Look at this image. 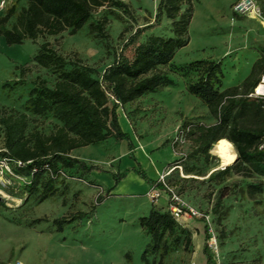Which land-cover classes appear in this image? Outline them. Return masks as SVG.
<instances>
[{
  "label": "rangeland",
  "instance_id": "rangeland-1",
  "mask_svg": "<svg viewBox=\"0 0 264 264\" xmlns=\"http://www.w3.org/2000/svg\"><path fill=\"white\" fill-rule=\"evenodd\" d=\"M122 1L126 7L105 3L95 9L75 34L67 30L13 45L0 36V117L25 113L27 139L35 132L49 135L61 125L51 112L28 109L36 84L52 87L58 80L53 67L35 60L45 42L71 63L91 66L97 75L118 58L133 59L151 36L173 35L179 17L158 21L160 0ZM245 1L192 0L190 41L171 63L159 67L165 82L117 109L130 139L112 136L71 151L88 166L97 165L93 170L102 177L111 175L112 185L76 165L63 167L64 173L54 179H24L10 189L15 199L9 204L0 200V264H208L202 252L205 226L220 244L212 255L214 264H264V193L250 192L264 177L242 173L238 159L223 171L221 140L208 150L209 136L202 128L218 119L189 91L190 84L207 76L221 91L234 86L252 91L253 85L244 82L255 62L264 58V0H250L259 13L255 7L239 9ZM27 3L0 1V17L15 8L7 28ZM188 7L184 4L182 11ZM263 74L264 59L257 78ZM3 146L0 124V149ZM139 163L150 179L167 188L158 199L152 197L155 186L143 193L141 183L129 175L140 176L134 169ZM115 172L124 175L117 181ZM173 194L203 216L176 220L155 248L141 217L153 209L169 212ZM145 251L147 262L142 259Z\"/></svg>",
  "mask_w": 264,
  "mask_h": 264
},
{
  "label": "trees",
  "instance_id": "trees-1",
  "mask_svg": "<svg viewBox=\"0 0 264 264\" xmlns=\"http://www.w3.org/2000/svg\"><path fill=\"white\" fill-rule=\"evenodd\" d=\"M27 2L10 28L6 24L15 13V8L11 7L6 15L0 17V36H4L10 45L22 44L26 39H36L41 35H57L67 30L75 34L88 22L93 11L105 3L127 6L122 0ZM184 4H189L185 12L182 11ZM165 16L172 19L179 17L173 24L172 36H151L147 44L138 48L133 59L125 56L118 58L105 68L103 74L94 75L91 66L71 63L50 42L43 43L35 60L44 67H53L58 72V80L52 87L44 82L36 84L27 101L28 109L36 114L51 112L61 125L49 135L35 132L31 139H27L25 113L2 115V148L7 149V153L15 158L33 159L40 166L50 162L56 167L60 162L63 167L78 165L87 172L98 168L97 165L88 166L85 161L71 156V151L98 144L112 136L129 140L130 135L119 124V105L156 91L166 80L159 67L171 63L176 52L190 41L188 29L192 18V0H160L156 19L162 21ZM261 49L264 52V47ZM263 59L255 62L244 82L245 86L253 85L254 88L258 84L260 78L257 75ZM69 64L73 66L71 69L66 68ZM189 91L201 97L218 119L213 125L202 126L209 136L207 149L211 150L216 142L227 137L238 150L240 171L264 177V98L251 97L248 95L250 92H240V86L221 91L214 87L210 76L190 84ZM3 153L0 151V155ZM231 165L223 171L229 170ZM138 166L134 169L141 177L153 186L165 189L164 183L150 179L140 163ZM43 175L47 177L41 170L35 177ZM123 175L114 176L118 181ZM250 192L252 195L256 192L264 193V183L251 185ZM65 220L58 219L57 222ZM202 220L206 222L205 218ZM141 225L152 234L154 247L157 248L163 232L174 228L176 219L170 212L153 209L141 217ZM205 232L202 252L207 263L214 264L208 246L210 232L206 226ZM146 252L142 254V259L147 262Z\"/></svg>",
  "mask_w": 264,
  "mask_h": 264
},
{
  "label": "built area",
  "instance_id": "built-area-1",
  "mask_svg": "<svg viewBox=\"0 0 264 264\" xmlns=\"http://www.w3.org/2000/svg\"><path fill=\"white\" fill-rule=\"evenodd\" d=\"M251 7L256 8V5L250 0H247L238 6L241 10L250 9ZM254 10L258 13L260 12L259 8ZM248 95L251 97L264 98V74L261 76L258 84ZM0 151H4V153L0 155V200L6 202L7 204H9V201H13L15 199L13 194L10 193V189H12L17 182L24 179H29L31 182L35 175L41 170L44 171V174L47 175L49 179H54L64 173L62 165L60 167H54L50 162H46L40 166L35 163L33 159L23 160L9 155L7 153V149L5 148H1ZM163 191H167V188L165 187V189H162L155 187V189H153L152 197L154 199H158L162 195ZM169 212L176 220L203 216L194 207L185 206L181 202L180 197L176 194L171 196ZM208 246L210 247L213 256L219 252L220 244L216 236L212 235L209 237ZM8 264H23V262L21 260H16L15 262H10Z\"/></svg>",
  "mask_w": 264,
  "mask_h": 264
},
{
  "label": "bare ground",
  "instance_id": "bare-ground-1",
  "mask_svg": "<svg viewBox=\"0 0 264 264\" xmlns=\"http://www.w3.org/2000/svg\"><path fill=\"white\" fill-rule=\"evenodd\" d=\"M219 149H220V164L221 167L223 168L236 162V160L239 157L238 150L235 147L234 143L227 138L221 140V148Z\"/></svg>",
  "mask_w": 264,
  "mask_h": 264
},
{
  "label": "crops",
  "instance_id": "crops-1",
  "mask_svg": "<svg viewBox=\"0 0 264 264\" xmlns=\"http://www.w3.org/2000/svg\"><path fill=\"white\" fill-rule=\"evenodd\" d=\"M76 149H74V150H76ZM91 173L93 175H97L98 177H100V179H102L107 185H112L113 184V179H112L111 175H106V176L102 177V175L99 172H97L96 170H93ZM115 173L118 174V172H115ZM133 174H135V173H129V175L133 176L134 181H137V182L141 183V185H140L141 186V192L147 193L153 188V185L150 184L148 181H146L143 177L138 176V174H135V175H133ZM103 186L105 187V185H103ZM109 192L110 193L112 192L111 189H110Z\"/></svg>",
  "mask_w": 264,
  "mask_h": 264
}]
</instances>
